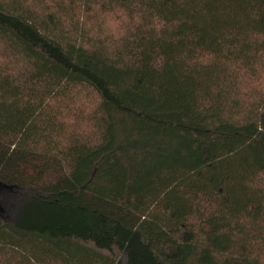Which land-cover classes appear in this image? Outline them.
I'll return each mask as SVG.
<instances>
[{"label": "trees", "instance_id": "16d2710c", "mask_svg": "<svg viewBox=\"0 0 264 264\" xmlns=\"http://www.w3.org/2000/svg\"><path fill=\"white\" fill-rule=\"evenodd\" d=\"M0 264H264V0H0Z\"/></svg>", "mask_w": 264, "mask_h": 264}, {"label": "rangeland", "instance_id": "374dc122", "mask_svg": "<svg viewBox=\"0 0 264 264\" xmlns=\"http://www.w3.org/2000/svg\"><path fill=\"white\" fill-rule=\"evenodd\" d=\"M109 29V28H108ZM109 31H110V33L113 35V36H115V37H117V36H119V35H121L120 34V30H119V28H117L116 27V24H112L111 25V29H109ZM109 33V32H108ZM5 193V192H4ZM7 193V192H6ZM8 194L10 195V192H8ZM6 196H8L7 194H6ZM13 201V198H10V203ZM15 201V203H16V201L17 200H14ZM13 205V204H12ZM13 207V206H12ZM14 208V207H13ZM12 208V209H13ZM11 209V210H12Z\"/></svg>", "mask_w": 264, "mask_h": 264}]
</instances>
